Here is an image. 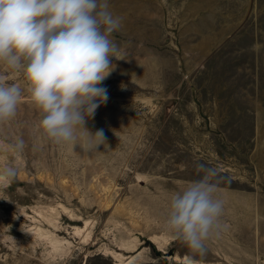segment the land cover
Listing matches in <instances>:
<instances>
[{"label": "rangeland", "instance_id": "1", "mask_svg": "<svg viewBox=\"0 0 264 264\" xmlns=\"http://www.w3.org/2000/svg\"><path fill=\"white\" fill-rule=\"evenodd\" d=\"M109 6L122 19L113 36L123 60L113 58L109 100L86 124L103 128L108 145L52 143L26 91L15 118L0 124V167L18 169L0 188V264H113L106 250L190 264L164 221L200 163L218 170L224 211L219 235L191 264H264V0ZM0 79L27 87L4 64ZM17 138L25 149L13 155ZM128 242L134 250H120Z\"/></svg>", "mask_w": 264, "mask_h": 264}, {"label": "clouds", "instance_id": "2", "mask_svg": "<svg viewBox=\"0 0 264 264\" xmlns=\"http://www.w3.org/2000/svg\"><path fill=\"white\" fill-rule=\"evenodd\" d=\"M122 19L110 11L109 0H0V64L22 71L26 89L0 79V124L17 115L26 91L39 113L38 128L56 145L100 150L107 143L104 129L86 127L98 108L107 104L115 60H123L113 33ZM25 141L9 144L20 155ZM199 179L170 197L164 229L190 252L204 257L207 242L219 235L224 201L216 196V168L196 165ZM13 164L0 167V188L17 176Z\"/></svg>", "mask_w": 264, "mask_h": 264}, {"label": "bare ground", "instance_id": "3", "mask_svg": "<svg viewBox=\"0 0 264 264\" xmlns=\"http://www.w3.org/2000/svg\"><path fill=\"white\" fill-rule=\"evenodd\" d=\"M77 219V218H76ZM53 220V219H52ZM51 221V220H50ZM78 229L75 228V233H78ZM40 234V233H39ZM49 234V233H48ZM84 236V235H83ZM45 237V236H44ZM51 238V237H50ZM52 239V238H51ZM83 239V238H82ZM152 242H155L156 244L158 245H161V243H157L156 242V237H151L150 238ZM56 240V239H55ZM87 240V239H86ZM158 240V239H157ZM159 241V240H158ZM67 242V241H66ZM65 244V243H64ZM62 245V244H61ZM120 250H127V252H131L134 250L135 248V244H131L130 242L128 243H121L120 245ZM62 247V246H61ZM53 248L54 249H59V246H58V242L57 241H54L53 243ZM54 251V250H53ZM104 254L106 256H109L111 257L113 260H114V263L113 264H141V260H142V257H141V254L140 253H136L134 255H129L127 257H124L123 253H118L116 251H112V250H106L104 251ZM128 259V260H127ZM127 260V261H126Z\"/></svg>", "mask_w": 264, "mask_h": 264}]
</instances>
